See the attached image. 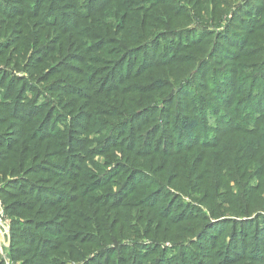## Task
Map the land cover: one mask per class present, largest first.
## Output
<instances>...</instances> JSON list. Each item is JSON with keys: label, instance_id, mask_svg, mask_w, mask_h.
Segmentation results:
<instances>
[{"label": "rangeland", "instance_id": "1", "mask_svg": "<svg viewBox=\"0 0 264 264\" xmlns=\"http://www.w3.org/2000/svg\"><path fill=\"white\" fill-rule=\"evenodd\" d=\"M174 1L181 9L176 10L178 13H189L186 29L199 30L201 28L202 31L208 32V36L217 35L213 42L209 43L210 45L204 55H201V52L205 46L199 45L191 49L192 46L186 45L175 55L171 54L166 60L167 62L156 65L155 58L157 56L154 52L153 56L151 55L153 61L150 66L152 67H145L144 77L135 79L133 75V79H130L129 82L135 81L141 85L149 83L156 85V87L147 91L145 99H148V102H143L145 107L137 108L139 105H136L132 109L127 103L128 109H125L126 113L123 116L129 115L131 112L132 114L128 116V119L131 120L143 115L145 111H154L162 103L155 101L153 102L155 104L151 105L152 99L167 95L170 90H173V93L181 98L179 101L181 105L188 98L195 99V102L199 103V115L201 116V111L205 112L207 119L204 122L195 120V116L190 117L194 123H200L204 129L215 131L216 128H219V120H225L226 123L231 116L236 115L235 109L230 107V102L225 105H220V103L226 102L229 98L228 94L234 91L233 88L231 89L229 81L235 73V69H233L235 63L245 62L251 66H249L250 69L244 70V76L241 79L246 84L245 80L251 77L247 84L249 86L252 84L251 88L253 89L251 98L246 105L241 106V109L249 105L248 107L252 110V117L262 116L261 114L264 117V19L260 21L259 26L257 25L259 19H256L262 16L261 13L264 14V6L257 5L252 0H225L223 3L220 1L219 4L222 7L228 6L230 10L228 15L223 17L221 27L214 29L206 23L199 24L201 22L193 21L196 12L191 11L192 8H189L184 1ZM41 2L42 0H40ZM234 2L239 5H234ZM77 3L70 2V0H64L63 3H60L59 8L61 7L64 20L60 16L57 21L58 27H64L66 31H70L72 24L78 21V15L85 13L87 8L90 12L103 4L101 0H90L84 6L83 0H77ZM145 5L140 3V6L125 9L123 19L131 15H142L139 8ZM25 6H29V3L23 5L21 0H0V12L13 16L17 21H21ZM73 7L75 9H71ZM222 7L221 10L224 15L225 9ZM215 8H217L215 5L208 6L207 9L201 11V14L208 13L207 17H209ZM238 11L240 12L237 13ZM235 12L239 14V18L244 20L252 12L258 14L254 17V22L249 23L248 30L243 29V34L232 33L239 43H233L231 35H226L224 39H218L219 36L227 34L226 30L230 25L229 22L233 20ZM52 14L58 16L60 13L58 10H54ZM17 15L21 17L17 18ZM190 18L192 19L190 20ZM55 19L44 18V22L49 24L51 20L55 21ZM245 21L249 22L250 18ZM113 25L116 28V33L126 32L128 35L127 24L124 23V20L115 21ZM92 26L95 25L92 24ZM172 26L183 28L184 25L178 23ZM16 27L22 28V24L17 23ZM140 30L138 25L130 29L134 32ZM4 32L6 31L0 35V104L6 109L11 103L9 98L13 93L16 91L25 92L21 97L19 106L8 107L6 110L10 111L28 104V110H22L20 114H17L20 118H24L26 115L43 116L47 128L36 132L41 136L47 135L50 138L52 148L51 146L47 148V152H50L48 155H59L58 159L53 160L58 163L56 166L58 169L53 176L60 179L53 185L49 183L46 185L45 183L48 181H43L44 184L40 183L44 173L50 170L47 165L42 168L43 172L31 168L30 170L34 172L32 175L27 174V171L18 175L0 173V264H107L109 259L116 262L117 257L113 255L116 249L115 243L106 241V238L111 235H114L115 242L122 246L120 255L124 258L125 264H154L160 259L156 257L155 252L160 250L164 253L162 264H177V261L174 260V257L177 256L176 246L186 250L185 264H195L193 259L188 258L190 252L201 257L209 242L212 244L211 248H214V244L218 242V245L222 244L221 248L227 245L231 249H235L236 244L239 243L244 249L247 247L246 250L251 254L252 248L257 245V240L255 241L256 228L252 226V222L258 214L264 215V212L255 211L250 216L237 217L235 215L234 200L236 195L234 193L238 186L243 185L240 182L243 181L241 177H244L246 180L244 184L247 189L242 196L241 206L245 208L254 198L256 189L259 187L257 178L264 171V152L257 153L260 155L255 157L256 161L252 167L242 169L238 165L243 156L252 157L253 142L243 143L233 140L226 145L224 144L220 151L217 149L204 151L201 147L204 145V141H197L190 145L192 147L189 149L174 152L173 158L167 157L173 154L171 150H166L162 154L148 150L143 151L140 148H144L145 145L139 143L142 138L139 131L148 124H144L145 120L135 128L134 134L136 136L134 138L127 136L128 119L123 120L120 117L122 115L120 111L112 112V115H108L106 111L101 112V109L95 112L91 106V99L84 97L71 99L70 96L57 95V89L51 82L56 77L51 79L48 77L46 81L41 82L46 88L41 85L37 86L39 91L43 90L44 99L38 95L34 96L35 89L27 81L32 82L36 73H33L27 64L16 67L10 58L7 60L10 57L8 56V47L3 49L1 43ZM52 34L54 31H50L49 35ZM199 36L201 35L199 34ZM67 37H64V43ZM81 38L71 39L64 46V52L78 53L76 42L80 41L85 45V50H91V53L87 55L97 60H103V63L93 65L94 68L95 66L109 65L110 61L114 59L111 55L113 50L109 49L111 47H107L109 46L108 43L97 42V45H104L108 48L104 50L101 47H96V43L87 37ZM249 38L255 40L256 48L244 47ZM127 43L129 46L133 45L128 37ZM239 46L240 48H238ZM98 48L101 51L94 53ZM156 50L158 54H161V46ZM242 50L246 52L243 56L255 55L259 57V60H239ZM146 56L140 54L135 59L141 61L147 59ZM15 58L16 56H14ZM72 63L74 62L72 61ZM29 65L35 66V62L29 60ZM258 66H261L262 72L260 74L256 71ZM79 70L81 71V68ZM103 70L106 68L101 69L99 77L93 75L91 79V83L98 85L99 89L104 88L103 91L109 93L113 89L122 88L123 91L128 92L132 88L121 87L122 81H119L117 76L112 82L108 78L109 74L103 73ZM85 73L86 76H89V73ZM9 77L11 80L9 83L7 81L5 86H9L11 89L4 96V90L1 89ZM63 77L76 81L83 78L73 75L72 70L64 73ZM157 78L160 79L158 85L156 84ZM254 80L256 84H254ZM23 81L26 82L27 88H25ZM109 83L110 85H108ZM82 85L83 83L80 84L81 87ZM5 86L4 88H6ZM132 90L134 93L130 96L134 98L141 97L142 93L146 91L139 87H133ZM221 94H226V97ZM109 97L112 101L116 100V97L119 101L123 99V97H115V95ZM250 100H254V103L250 104ZM137 101V99H133L132 104L137 103ZM40 106H43V111L36 109ZM32 109L35 111L32 112ZM2 112L4 111L2 110ZM240 112L242 114L240 119L246 118L250 114L245 110ZM1 116L0 120H8V123H6L7 129H0V131L6 130L0 136V144L4 146L0 147L2 148L0 164L5 160V155L12 145H10V140H19L21 136L19 129H12L14 122H17L16 119H12V116H17L8 113H5V118ZM164 118L166 119L160 120L158 124L151 127L153 133L149 137L150 143L155 141L157 137L155 130H158L161 124L164 126L157 131L160 136V143L166 144L165 137L166 139L171 138L172 132L176 130L177 127L170 126L176 117L173 115L171 119L169 116ZM117 121H121L119 125H115L121 131L115 134V131L108 129ZM239 121L243 128L244 125H242L241 120H238L237 123ZM10 123L13 125L11 126ZM181 124L183 123L181 122ZM180 130H185V127ZM59 134H63L64 138L60 139ZM186 134L195 135L196 138L198 135L189 130H186ZM170 144L173 145L172 142ZM172 148L180 147L175 145ZM69 155H73V159H71L70 164H67L65 160ZM125 156H129L130 159ZM129 160L132 161L131 164H129ZM259 160L262 161L263 166L257 168L250 175L257 166L255 162ZM116 168L121 173L119 177L114 176L101 185L97 184L102 181L105 173ZM223 168L224 171L221 174ZM126 175H128L127 182L132 179L129 185L130 190L121 195L120 192H117L116 180L122 181ZM158 180L160 184L157 182ZM162 186L166 188V191L161 192ZM215 190L219 192V195L216 194L217 199H214ZM220 191L233 194L232 200L223 198ZM32 193H36L34 197ZM262 195L263 197L259 198L258 202L264 206V194ZM215 203L219 204V210L223 209L224 206L230 208V214L220 213L217 208L211 207ZM207 205H210V209ZM67 208L71 209L67 211ZM138 208H141L139 214L137 213ZM195 215H199L200 218L184 221L185 218L191 220V217ZM239 224L243 227L235 229ZM62 230L63 233H60ZM203 231L205 233L201 235ZM177 234L180 238L177 237ZM64 239L67 241L66 245L60 249L63 255H59V252L54 255L45 250L49 244ZM70 239L82 241V243L87 242V245L80 247L71 242ZM87 239H92V242H107L108 255L104 258L101 256L102 254H99L100 250L103 249L102 244L97 246L91 244L90 240ZM15 246H20L21 249L15 248ZM259 246L261 247V244ZM33 248L37 251L36 255H30ZM148 250L151 251L148 252ZM154 250L156 251L154 252ZM54 260L57 262H53ZM257 260L264 263V256ZM245 264L259 263L252 261Z\"/></svg>", "mask_w": 264, "mask_h": 264}, {"label": "trees", "instance_id": "2", "mask_svg": "<svg viewBox=\"0 0 264 264\" xmlns=\"http://www.w3.org/2000/svg\"><path fill=\"white\" fill-rule=\"evenodd\" d=\"M21 1L23 2V5L29 3V6H25V9L23 10L21 21H17L16 18L6 15L4 12H0V35L3 33V31H6L2 36L3 40L1 41V43L3 49L8 47V56L10 57H8L7 60L10 58L14 62V66L21 67L27 64V66L30 67V70L33 71V73H36V76L33 78L32 82L26 80L27 82H30V85H33L32 87H34L35 89L33 95L41 96L42 99H44L43 90L39 91V88H37V86L41 85L46 88V86L41 82L46 81L48 77L50 79L52 77H56L51 82L52 85L55 86V89H57V95L70 96L71 99H76L77 97L91 99V106L95 112H98L101 109V112L106 111L108 115H112V112L120 111L122 113L120 117L123 120H127L128 116L132 114L130 112L129 115L123 116L126 113L125 109H128L127 103L131 106L132 109H134L133 107L136 105H139L137 106V108L145 107V104H143V102H148V99H145L147 91L156 87V85H150L149 83H147L146 85H141L139 84V82H129L131 81L130 79H133V75L135 79H142L144 77L143 72L145 71V67H152L150 65L153 61L152 56L154 52L157 56L155 58L156 65L167 62L166 60L169 59L171 54L175 55L186 45L192 46L191 49L199 45L205 46L204 50L201 52V55H204L206 54L211 41L213 42L214 37L217 35L213 34L212 36H208V32L202 31L201 28H199V30L186 29V23H188L189 21V13H178L176 10L180 8L177 2H175L174 0H101L103 4L99 8L93 9L90 12L89 8H87L85 13L78 15V21L72 24V29L70 31H66V28L64 27H58L57 22L58 19H60V16L62 17V20H64V16L61 13V7L59 8L60 3H63L64 0H42L41 3L40 0ZM88 1L90 0H83V6ZM182 1H184L189 6V8H192L191 11H193L194 13L196 12V16L193 18V21L197 20L198 22H201L199 24L206 23V25H209L214 29H218L219 27H221L223 17L225 15H228L230 10L228 6L222 7L219 4L220 1H222L223 3L225 2V0ZM252 1L257 5L264 6V0ZM70 2L78 4L77 0H70ZM65 3L67 4V2ZM140 3L146 4L144 7L139 8L141 9L140 12L142 13V15H131L123 19V14L126 11L125 9L140 6ZM235 3L236 2H234V5H239ZM246 4L245 7H247ZM212 5H215L217 8H215V11L211 12V16L207 17L208 13L204 15L201 14V11L203 9H207L208 6ZM221 7L225 9L224 15ZM242 8L246 9L244 7ZM71 9L75 8L73 7ZM54 10H58L60 14H58V16H54L52 14ZM239 12L240 11H238L237 13ZM237 13H234L233 20H231L232 22H229V29L227 28L226 30L227 34H220L221 36H219L218 39H224L226 35H231V41H233V43H239L235 40V37L232 35V33L237 32L243 34V29H245V31L248 30L249 23L254 22V17L256 16V14H258H253L252 12L250 16L247 15V18H245V20L250 18V21L246 22L244 19L239 18V14ZM261 15L262 16H260L259 18H256L259 19V22H257L258 26L260 24V21L264 19V14L261 13ZM17 16V18L21 17L19 15ZM117 16L120 17L119 20ZM44 18H56L57 20H51L49 24H45ZM191 19L192 18H190V20ZM122 20H124V23L127 24L126 27L128 28V35L126 32H115L116 28L113 24H115V21L121 22ZM17 23L22 24V28H17ZM178 23L184 25L183 28H174L172 26ZM92 24H94L95 26H92ZM135 25H138L139 28H141L139 32L130 31V29ZM50 31H54V34H52L53 36L49 35ZM199 34L201 36H199ZM66 36L68 37L64 43L63 39ZM78 37H87V39H90L94 41V43H96V47H101L104 50H107V47H111L109 49L113 50L111 55L114 57V59L110 61L111 63L109 65L105 64L102 67L95 66L94 68L93 65H99L100 63H103V60H97L92 56L87 55L88 53H91V50H85V45L80 41L76 42L77 50L79 51L78 53L73 54V52H64V46L68 44L71 39L77 40ZM127 37L131 40V43H133L132 46L128 45ZM101 41L103 42V44L108 43L109 46L106 47L104 45H97V42ZM55 43H57V45H54ZM10 44L11 46H9ZM160 46L161 54H158L156 49ZM247 46L256 48L257 43L254 39L249 38L244 44V47ZM238 48H240V46ZM96 51L100 52L101 49H96L94 53ZM244 53L246 52L242 50L239 60H259L258 56L253 55L247 57L243 56ZM140 54L147 55L146 57L148 58L137 61L135 57ZM14 56H16L15 59ZM29 60L31 62H35V66H30ZM72 61L74 63H72ZM170 61H172V59H170ZM249 66H251V64L248 65L245 62L235 63V66L233 67V69H235V73L231 76V79L229 81L231 89L233 88L234 91H231L228 94V100L224 103H220V105H225L230 102V107L231 109H235L236 115L231 116V118L226 123L225 120H219V128H216L215 131L204 129L202 127V124L194 123V120L190 119V117L192 116H195L194 119L199 122H204L207 119V116H205V112L201 111V116L199 115V103H197V101L195 102V99H193V101L192 99L188 98L183 103V105H181L179 103L181 98H178V95H175V93H173V90H170V93H168L167 95H161L157 98L152 99L151 105L155 104L153 103L155 101H161L162 104L157 109H155L154 111H145L143 112V115L134 117L131 120H127V136H131L134 138L136 136L134 134L136 130L135 128L139 126V123L145 120L144 124H148L144 125L139 131V134L142 135L141 142L139 143H141V145H145V147L140 149H143V151L148 150L153 153L159 152L161 154L165 153L166 150H171L173 154L167 156L170 158L174 157V152H177V150L189 149L192 147L190 145L195 144L197 141H204V145L201 146L203 147L202 149L204 151H213L216 149L220 151L224 144L226 145V143L233 140L243 143L251 141L253 142L252 157L243 156L242 158H240L238 165L242 169H248L252 167L254 161H256L255 157L260 155L257 153L264 152V117L263 114H261L262 116L252 117L253 114L251 108L248 107L249 105L241 109V106L246 105V103L251 98V91L253 89L251 88L252 84H250V86L247 84L251 77H248L247 79L245 78L246 84H244V80L241 79L244 76V70L250 69ZM80 68L81 71L79 70ZM103 68H106V70H103V73L109 74L108 78L112 82L117 76L118 80L122 81L121 87L132 88L128 92L123 91V89L120 88L113 89L109 93L104 92V88L99 89L98 85H94L93 83H91V79L93 75H95V77H99L101 75V69ZM260 68L261 66H258L256 70L259 74L262 72ZM69 70H72L73 75H76L77 77H83L81 78L82 80L76 81L63 77L64 73H67ZM85 72L89 73V76H86ZM10 80L11 78L9 77L5 81L3 88L1 89L4 90V96L10 92L11 87L5 86L7 84L6 82L8 81L9 83ZM159 82L160 79L157 78L156 84L158 85ZM23 83H25V88H27L26 82L23 81ZM81 83H83L82 87L80 86ZM254 84H256L255 80ZM108 85H110V83ZM4 86L6 88H4ZM133 87L143 88L146 91L142 93L141 97L134 98L133 96H130L132 95V93H134L132 90ZM24 93L25 92L23 91H16L15 93H13L9 98L11 100V103L6 107V109L8 107L13 108V106H19L21 97ZM111 95H115V97L121 96L123 97V99L119 101L116 97V100L112 101L109 97ZM221 95L225 96L226 94ZM241 96H243V98H240ZM133 99H137V103L132 104ZM252 103H254V100H250V104ZM28 107V104H25L17 109H11L10 111H7L3 108L2 104H0V115H2L1 117H4L5 113L15 114L17 116H12V119L17 120L16 123L14 122V126L12 129H19L18 131L21 134L19 140H10V145H12L9 148V152L7 153V155H5V160L2 164H0V173L18 175L27 171V174L32 175L34 172L30 170L31 168H34L35 170L39 169L41 170V172H43L42 168L47 165L48 167H50V170L44 173V176L40 179V183L44 184L43 181H48L45 183L46 185L47 183L53 185L60 179L53 176L54 173H56V169H58L56 168V166H58V163L53 160L55 158L58 159L59 155L49 156L48 154L50 152H47V148L51 146L50 138L47 135L41 136L36 132L37 130H46L47 128V124L43 119V116L33 117L32 115H26L24 118H20V116L17 115L20 114L22 110H28ZM36 109L38 111H43V106L36 107ZM2 110L4 112H2ZM242 110L250 112V114H248V117L240 119V116H242L240 111ZM31 111L34 112L35 110L32 109ZM160 113L161 115L159 116ZM173 115L176 118L173 120L170 126H174L177 128L176 130H174V132H172L171 138L166 139L165 137L167 143L164 144L159 142L160 136L157 134V131H159L160 128L164 126L162 124L159 126L158 130H155V135H157L155 141H152L150 143L149 137L153 133L151 132V127L158 124L160 120H165L166 118L164 117L169 116L171 119ZM238 120L242 121V125H244L243 128L242 126H240V121L239 123H237ZM120 122L121 121H117L115 124L110 125L108 130L112 129L113 131H115V134L119 133L121 130L118 129L119 127L115 125H119ZM181 122L183 124H181ZM6 123H8V120H0V129H7ZM10 125L12 126L13 123H10ZM184 127L185 130H180ZM186 130L197 133V138L195 135L186 134ZM5 131L6 130L0 131V136H2ZM59 137L60 139L64 138L63 134H59ZM191 139L195 141H185ZM171 142L173 143V145L170 144ZM175 145L180 148H172ZM0 147H4L3 144H0ZM68 148H71V146H68ZM1 150L2 148H0V151ZM72 157L73 155L67 156L65 162L67 164H70L71 159H73ZM125 157L127 159H130L129 156ZM131 163L132 161L129 160V164ZM255 163L257 166L250 175H252L257 170V168L263 166L261 160ZM223 171L224 168L220 173L222 174ZM120 175L121 173L118 172V169L116 168L111 172L105 173L102 177V181L97 184L101 185L107 182L111 177H119ZM127 176L128 175L122 178V181L116 180V186H118L117 192H120L121 195L129 192L130 190L129 185L132 179H129L130 181L127 182ZM241 179L243 181L240 183H243V185L238 186L236 188V192L234 193V195H236L234 200L235 215H237V217H244L250 216L255 211L264 212V206L258 202V199L263 197L262 194H264V171H262L260 173V176L257 178L259 187L256 189L254 198L248 203V206L245 208H242L241 205L242 196L244 195L247 187L244 184V181L246 182L245 178L241 177ZM157 182H159L160 184L159 180ZM164 191H166V188L162 186L161 192ZM35 194L36 193H32L33 197L35 196ZM216 194L219 195L218 190H215L214 192V199H217ZM220 194H223V198H229L232 200L233 194L221 191ZM218 205V203H215L211 207H215L218 209ZM257 205H259V207H257ZM207 206L210 209V205ZM70 209L71 208H67V211ZM140 211L141 208H138L137 213L139 214ZM218 211L223 214H230V208H227L226 206H224V208L221 210L218 209ZM199 218V215H195L191 217V220L185 218L184 221H192ZM170 224H172L171 221ZM252 226L256 228L255 241L257 240L256 247L252 248L251 250L252 255L246 250L247 247L244 249L239 243L236 244L235 249H231L227 245L224 246V248H221L222 244L218 245V242L214 244V248H211L212 244H210L209 242V244L205 246L201 257H197L196 253L190 252V256H188V258L193 259L195 264H245L252 261L259 264H264L257 260L262 259V257L264 256V215L262 213L258 214L257 218L252 222ZM240 227L242 228L243 225L241 226V224H239V226H236L235 229H239ZM57 232H55L56 235H58ZM60 233H63V230ZM203 233H205V231H203L201 235H203ZM19 234L21 233L19 232ZM20 237L22 238V236ZM114 237V235H111L106 238V241L115 243L116 249L114 250L113 255L117 257V261L112 262L109 259L107 261V264H125L124 258L120 255L122 246L118 245V243L115 242ZM177 237L180 238L178 234ZM65 240L66 239L51 243L46 246L45 250H48L54 255L58 252L59 255H63L60 249L66 245L65 243L67 241ZM87 240H90L89 242L91 244H95L97 246L99 244H102L103 249L100 250L99 254H102L101 256H103L104 258L108 255L109 250L106 246L107 242L103 243V241H94V243L92 242V239ZM70 241L76 243L80 247H83V245H87V242L82 243V241H78L75 239H70ZM28 242L30 241L28 240ZM201 243L203 244V242ZM260 244L261 247L259 246ZM15 248L21 249L20 246H15ZM38 251L40 250L38 249ZM149 251L151 250H148V252ZM155 251L156 250H154V252ZM175 251L177 253V256L174 257V260L177 261V264H185L187 259V256L185 255V253H187L186 250L181 248L180 246H176ZM239 252L241 253L238 255ZM36 254L37 251L35 248H33L30 255ZM155 255L160 259L154 262V264H162V256L164 255L163 251L160 250L159 252H155ZM53 262H57V260H54Z\"/></svg>", "mask_w": 264, "mask_h": 264}]
</instances>
